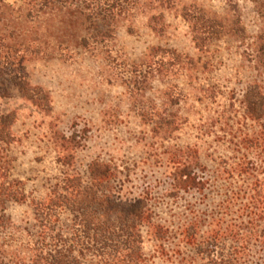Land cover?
I'll return each instance as SVG.
<instances>
[{
  "label": "rangeland",
  "instance_id": "1",
  "mask_svg": "<svg viewBox=\"0 0 264 264\" xmlns=\"http://www.w3.org/2000/svg\"><path fill=\"white\" fill-rule=\"evenodd\" d=\"M230 1L128 0V13L111 41L25 65L26 80L45 97L41 108L16 92L3 98L0 91V114L15 117L14 142L5 147V155L27 197L23 204L6 205L0 248L25 253L40 232L36 205L68 177L88 183L90 166L101 163L113 174L107 186L113 195L124 201L143 198L151 207L156 229H142L144 264L179 263L180 258L171 261L167 255L183 244L181 233L187 228L209 229V217L220 212L225 200L224 172L241 157L230 143L252 129L244 120L242 102L258 79L248 55L255 50L262 24L259 7L251 0ZM184 9L218 15L225 24V36L208 54L195 48ZM153 49L175 51L185 63L137 93L134 74L147 65ZM186 58L194 60L193 66ZM159 59L171 62V56ZM157 112L170 116L165 119L174 123L171 133L159 135V121L141 116ZM184 164L210 180L202 195L178 190L174 180ZM231 181L239 185L237 179ZM61 215L66 224L67 214ZM157 228L165 237L157 236ZM253 251L248 264H264V248ZM183 254L195 258L196 252L184 249ZM0 264H13L12 257Z\"/></svg>",
  "mask_w": 264,
  "mask_h": 264
},
{
  "label": "trees",
  "instance_id": "2",
  "mask_svg": "<svg viewBox=\"0 0 264 264\" xmlns=\"http://www.w3.org/2000/svg\"><path fill=\"white\" fill-rule=\"evenodd\" d=\"M127 1L21 0L11 4L0 0L1 97L10 98L16 92L41 108L45 97L26 80L25 65L111 41L120 19L128 13ZM251 2L259 7L256 12L262 24L255 50L248 55L258 79L247 88L242 102L244 120L252 129L242 132L239 142L230 143L240 150L241 157L224 172L228 182L225 200L219 204L220 212L209 217V229L187 228L181 233L183 244L167 255L171 261L180 258L178 264H199L197 261L205 259L206 264H248L253 248H264V0ZM182 15L201 54H208L212 44L225 36V24L218 15L190 9H184ZM166 56H171L170 63L159 59ZM185 61L194 64L192 59ZM147 62L134 74L132 88L137 93L145 91L151 80L167 76L175 65L185 63L177 52L161 49H153ZM175 101L172 106L177 105ZM141 116L159 121V135L173 131L174 123L165 119L170 116L164 113ZM14 123L12 114H0V224H5L7 204L27 201L21 183L12 177L4 151L14 142ZM195 169L185 164L178 169L174 181L184 194L202 195L210 187V180L200 178ZM89 173L88 183L68 177L46 201L36 205L40 232L25 253L10 255L9 250L0 248V260L12 257L13 264H144L142 229L154 228L147 200L124 201L113 195L107 187L113 174L104 164L93 163ZM236 179L239 185L231 181ZM61 213L67 214L71 225L63 223ZM157 236L165 237L163 229L157 228ZM184 249L196 252L195 258L184 257ZM162 250L166 252L165 247ZM217 250L222 254L216 256Z\"/></svg>",
  "mask_w": 264,
  "mask_h": 264
}]
</instances>
